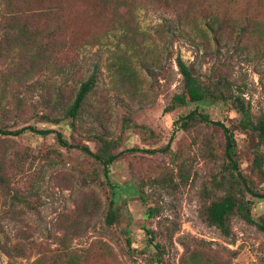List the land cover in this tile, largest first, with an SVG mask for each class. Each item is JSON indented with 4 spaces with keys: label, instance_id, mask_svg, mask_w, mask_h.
<instances>
[{
    "label": "rangeland",
    "instance_id": "obj_1",
    "mask_svg": "<svg viewBox=\"0 0 264 264\" xmlns=\"http://www.w3.org/2000/svg\"><path fill=\"white\" fill-rule=\"evenodd\" d=\"M59 2L60 28L48 23L53 16H43L46 0H22L12 9L19 11L17 26L34 24L49 45L47 54L30 69L27 50L0 58V128L52 132L0 135L6 182L0 184V264H66L72 255L81 257L80 264H151L155 249L145 228L163 246V264H194L195 254L207 264H264V232L235 216L230 236H224L202 217L213 179H223L222 130L201 125L177 132L167 153L142 151L167 146L175 122L198 108L235 130L239 166L248 176L252 156L231 104L210 100L166 109L183 90L180 56L197 76L216 70L229 75L255 113L264 114V0H178L170 8L166 0ZM213 12L224 20L220 44L210 31L202 32ZM9 13L0 12V27ZM239 25L259 31L245 37L244 54L235 49ZM93 75L96 85L73 125L65 113ZM47 116L63 120L55 124ZM56 131L93 152L99 137L115 143L118 158L109 174L120 187L115 225L106 223L111 190L102 167L82 150L62 147ZM166 177L171 184L162 183ZM252 177L264 192V180ZM253 200L252 215L260 219L264 200ZM149 208L157 210L155 217L148 216Z\"/></svg>",
    "mask_w": 264,
    "mask_h": 264
},
{
    "label": "trees",
    "instance_id": "obj_2",
    "mask_svg": "<svg viewBox=\"0 0 264 264\" xmlns=\"http://www.w3.org/2000/svg\"><path fill=\"white\" fill-rule=\"evenodd\" d=\"M22 0H0V12H5L10 9V17L5 20L4 27H0V58H8V55L14 53L24 52L30 53V66L28 69L35 65V61L41 53L47 54L49 51V45L42 43L43 37L41 33L33 30L35 28L33 23L29 25L22 24L17 26L16 18L19 11L14 9L17 2ZM102 3H106L110 0H100ZM122 0H118L119 3ZM168 7H175V4H170V1L166 0ZM48 6L45 8V17L53 16L54 19L48 22L57 28H60L63 24L62 15L64 9L59 0H46ZM122 3V2H120ZM174 9V8H173ZM207 16L205 17V19ZM224 20H221L218 16V12H213L211 17L206 19L205 25L207 26L203 33L210 31L216 43L222 42L224 32ZM13 25V26H7ZM34 26V27H33ZM238 43L235 49L244 54L246 50L243 47V41L245 37H258V29L249 25H239ZM235 28V30L237 29ZM33 31V32H32ZM261 32V31H260ZM261 34V33H260ZM263 36V34H261ZM246 37V38H247ZM42 42H41V41ZM38 47L37 53L30 47ZM24 49V50H23ZM7 53V54H6ZM176 65L179 70V74L183 77V90L181 93L175 94L171 100V105L166 109V113L173 111L177 107L186 106L189 104H199L210 100H220L232 105L234 110L240 115V119L237 123V130H240L247 136V143L249 145L252 161L249 163L250 173L248 176H244L239 166V154H238V142L235 134V130L226 126L222 121L212 120L210 115L200 111L198 108L190 113L181 116L180 119L175 122L174 133L170 138L167 146L160 150H142L150 154H155L158 151L161 153H167L170 151L171 143L174 137L179 131L192 130L198 126L204 125L208 128H219L223 131L225 137V149L221 158V173L222 180L217 177L213 179V194L210 196V200L204 203L202 209V217L204 221L211 227L217 228L224 236H230L231 234V219L235 216H239L251 225L256 226L260 231L264 232V217L256 219L252 215V209L254 207V200H264V192L257 190L256 180L252 177H258L264 180V114H257L250 101L245 97V92L240 88L237 83L227 74L221 70H216L214 73L208 76H197L193 69V66L188 65L180 56L176 59ZM96 85L95 76H91L88 80L83 82L77 92V95L65 113V118L72 119V124L80 118L88 95L94 89ZM47 120L60 124L63 119L52 118L47 116ZM26 130L34 134L48 136L51 130H37L33 126H29L17 131H10L0 128V135L3 136H19ZM56 138L58 143L66 149H80L89 158L93 159L99 164L106 178H108V186L110 187L111 194L109 197L106 213V223L109 226L115 225L119 220L120 207L117 204V195L119 194L120 187L117 184H113L109 180V174L112 165L116 162L118 154L114 153L116 145L113 141L106 138L99 137L101 146L97 152H93L88 146H80L78 144H71L65 139L62 132L56 131ZM131 151H139L133 149ZM178 170L183 171L179 165ZM3 171L0 166V184L5 186L6 182L3 179ZM184 172H180L179 177L182 183L187 182V178L183 175ZM172 176V175H171ZM172 178H164L162 183L171 184ZM220 192V197H215L214 192ZM209 191V195H210ZM143 203L147 202V199L142 198ZM20 202L26 203L25 200ZM32 208V206H30ZM157 210L155 208H149L148 216L155 217ZM146 236L149 238V244L153 245L155 249V255L150 258L151 264H163V246L156 241V235L153 230L145 228ZM194 264H207L200 259L199 255L193 256ZM66 264H80L81 257L77 255L69 256L65 260ZM36 264H42L38 261Z\"/></svg>",
    "mask_w": 264,
    "mask_h": 264
}]
</instances>
